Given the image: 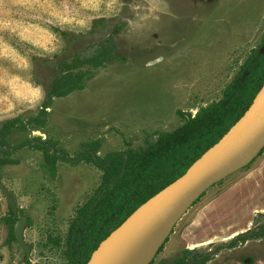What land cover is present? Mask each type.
I'll return each instance as SVG.
<instances>
[{"label":"rangeland","instance_id":"374dc122","mask_svg":"<svg viewBox=\"0 0 264 264\" xmlns=\"http://www.w3.org/2000/svg\"><path fill=\"white\" fill-rule=\"evenodd\" d=\"M263 35L264 0H0V124L37 113L57 62L88 57L100 43L114 57L98 67L79 66L89 73L82 89L52 98L42 127L13 129L7 136L16 163L0 167V182L28 220L23 238L30 251L26 263L16 241L5 242L1 217L7 203L0 192V264H66L68 224L100 182L101 169L83 153L96 160L107 152L144 150L159 133L221 98L245 72L244 61L263 51ZM25 139L62 151L54 174L41 150L16 148ZM263 165L264 147L248 165L207 188L150 264H191L203 257L204 264H264V235L253 236L264 232V205L256 198L264 196L261 188L243 183ZM262 171L256 180L264 178ZM216 199L218 211L226 200L232 211L247 203L245 223L236 212L238 217L226 219L242 223L239 233L188 247V227Z\"/></svg>","mask_w":264,"mask_h":264},{"label":"trees","instance_id":"16d2710c","mask_svg":"<svg viewBox=\"0 0 264 264\" xmlns=\"http://www.w3.org/2000/svg\"><path fill=\"white\" fill-rule=\"evenodd\" d=\"M62 35L66 36L67 33L62 32ZM262 42L263 51H253L250 58L244 61L242 68L245 72L240 78L232 79L227 84L221 98L199 108L193 116H188L173 130L159 133L155 141L144 150L107 152L96 160L90 152L83 153L86 161L94 162L101 169L100 182L68 224L63 251L66 264H85L91 252L111 230L147 198L180 176L241 116L264 83V35ZM110 53V47L100 43L88 57L79 59L75 56L54 65L53 76L45 88L44 98L37 113L25 121L16 116L7 118L0 124V167L16 163L8 152L11 148L8 147L7 136L12 130L25 129L27 126L35 129L42 127L46 108L52 98L63 97L73 90L83 88L84 79L89 73L88 70L83 71L78 67L82 64L101 66L114 58ZM24 145L41 150L44 163L50 173L54 174L55 161L63 157L59 155L62 151L56 154L49 151L52 145L30 144L27 139L19 142L16 148ZM16 215H21L19 209L14 214L7 205V215L1 217L7 227L6 243L14 240L12 226L17 219ZM260 234L264 235V232L260 231L253 236ZM237 236L240 237V234ZM233 242L229 243L230 246ZM205 259L206 257H203L191 264H204ZM23 260L28 262L24 255ZM178 264H181V261Z\"/></svg>","mask_w":264,"mask_h":264},{"label":"water","instance_id":"95a60500","mask_svg":"<svg viewBox=\"0 0 264 264\" xmlns=\"http://www.w3.org/2000/svg\"><path fill=\"white\" fill-rule=\"evenodd\" d=\"M263 91L264 83L226 132L180 176L147 198L111 230L91 252L85 264H112L148 240L160 237L155 254L178 219L207 188L248 165L264 147ZM0 192L10 210L17 213L13 195L1 182ZM25 223L26 217L19 215L13 223L12 233L27 257L30 249L23 238Z\"/></svg>","mask_w":264,"mask_h":264},{"label":"crops","instance_id":"0c3cea01","mask_svg":"<svg viewBox=\"0 0 264 264\" xmlns=\"http://www.w3.org/2000/svg\"><path fill=\"white\" fill-rule=\"evenodd\" d=\"M261 167V169H255V170H253L252 171V173L251 174H247L244 178H246V180H244L243 181V183H245V185L246 186H249V187H251L252 188V186L253 185H255L256 186V190L258 191L260 188H261V191H262V194H263V196H264V178H262L261 180H256V178L258 177V176H260V174L263 172L262 171V168H264V165L263 166H260ZM239 185H240V183H239ZM237 188V186L236 187H233V188H230V189H227L226 191H225V195L228 193V194H232L233 193V190H237L236 189ZM246 195V194H245ZM240 197H242V196H240ZM231 198V197H230ZM230 198H229V200H230ZM257 198V200H259L260 198H261V201H262V203L260 204V206H263L264 205V198H262L261 197V195L260 196H257L256 197ZM229 200L227 201L226 200V202H225V204L224 205H226V203H228L229 202ZM217 201H218V199H216L215 201H214V203H213V205L211 206V209L210 210H208L207 208H206V211H204L203 213L204 214H202V215H199L195 220H194V225L195 226H193V227H188V233H189V236L190 235H192V236H190L189 238H188V240H187V243H188V247H192L190 244H194V243H196V242H198V243H196L198 246H202L203 244H204V242L202 243V242H200L199 243V241L201 240V239H203L204 238V241H205V243L206 244H204V245H207V244H210V243H213V242H217L218 240H220V238L221 239H229V238H232V235H235V234H237V233H239L238 231L241 229V228H237V227H235V225L237 224L236 222H234V221H231V220H227L226 221V218L227 217H230V214H231V216L234 214V212L236 213L238 210H239V208L242 210L241 212H240V210H239V217H241L242 215H243V210L246 208V205H247V203H245L244 205H240L238 208H236V209H234L233 211H231L228 207L229 206H222V210H216V209H218V206L216 205V203H217ZM226 207H227V211H226ZM230 212H229V211ZM223 213H222V212ZM226 211V212H225ZM228 214V215H225V214ZM216 218H218V220H216ZM242 219L243 220H241V218H240V220L242 221V223H243V221H245L244 220V218L242 217ZM201 220V221H200ZM230 222V223H229ZM245 223V222H244ZM221 225L223 226V227H221ZM238 225V227H241V225H239V223L237 224ZM236 225V226H237ZM233 226V227H232ZM200 227H205V229H201ZM197 229V230H196ZM191 230H193V231H191ZM223 230L225 231V233L223 232ZM228 231V232H227ZM233 231V232H232ZM203 233V235L204 236H201V235H199V233ZM242 232V231H241ZM197 233H198V235H197ZM205 233V234H204ZM219 233H222V235H224L223 237H222V235H221V237H218V234ZM184 235H186L185 233H184ZM194 235H197L196 236V239L194 240V239H191V241H190V238L191 237H193ZM205 235L208 237V238H205ZM199 236V237H198ZM215 236H217L218 238L216 239V238H214ZM231 236V237H230ZM214 240V241H213ZM203 241V240H202ZM196 244L194 245V246H196ZM201 244V245H200Z\"/></svg>","mask_w":264,"mask_h":264},{"label":"bare ground","instance_id":"6f19581e","mask_svg":"<svg viewBox=\"0 0 264 264\" xmlns=\"http://www.w3.org/2000/svg\"><path fill=\"white\" fill-rule=\"evenodd\" d=\"M263 96H264V91H263ZM35 134H40V132H35ZM254 193V192H253ZM254 196H256V195H254ZM258 196V195H257ZM219 198V197H218ZM250 198H252V197H250ZM256 201V200H255ZM258 202V201H257ZM257 205V204H256ZM230 207V206H229ZM239 207V206H238ZM248 208V207H247ZM246 208V209H247ZM220 209V208H219ZM254 209V208H253ZM239 210H240V212L242 211L240 208H239ZM239 210L237 211L238 213H239ZM226 211H227V207H226ZM225 211V212H226ZM229 211V210H228ZM232 211V210H231ZM247 211V210H246ZM222 212V211H221ZM230 212V211H229ZM248 212V211H247ZM246 212V214L245 215H247L248 213ZM223 213V212H222ZM238 213H236V216L238 217V215H240V214H238ZM242 213V212H241ZM244 213V212H243ZM229 214V213H228ZM227 213L225 214V215H228ZM234 214H235V212H234ZM233 214V215H234ZM238 214V215H237ZM244 215V214H243ZM251 215V214H250ZM230 216H231V214H230ZM235 216V215H234ZM248 216V215H247ZM246 217V216H245ZM250 217L251 216H249V218L248 219H250ZM228 218V217H227ZM233 218V217H232ZM239 218H241V220H243L242 219V217H238V219H236V220H239ZM244 218V217H243ZM229 220V219H228ZM233 220V219H232ZM240 220V221H241ZM201 221V220H200ZM226 221H227V219H226ZM245 222V221H244ZM246 222H248L249 223V220L248 221H246ZM230 223V222H229ZM236 223H237V221H236ZM238 224V223H237ZM236 224V225H237ZM241 224V226H242V223H240ZM235 225V227H237V228H241V227H238V225L236 226ZM233 227V226H232ZM197 230V229H196ZM191 231H193V230H191ZM185 232V231H184ZM228 232V231H227ZM233 232V231H232ZM190 233V232H189ZM202 234V235H201ZM205 234V233H204ZM187 235V234H186ZM197 235H198V233H197ZM196 235V236H197ZM199 235H201V236H204L203 235V233H199ZM221 235H222V233H219L218 234V237H221ZM190 236H192V235H190ZM224 235H222V237H223ZM232 236H234V235H232ZM189 237V236H188ZM194 237H195V235H194ZM199 237V236H198ZM217 236H215L214 238H218ZM231 237V236H230ZM205 238H208L206 235H205ZM191 239L192 238H190V241H191ZM159 240H160V237H154V238H152V239H150V240H148L146 243H144L142 246H140L137 250H135V251H133V252H131V253H129V254H127V255H123V256H121V257H119L116 261H114L112 264H142V263H145L146 261H148L149 259H152L153 258V256H154V250H155V248H156V246H157V244H158V242H159ZM203 240V241H202ZM220 240H224V239H221L220 238ZM189 241V240H188ZM214 241V240H213ZM219 241V240H218ZM200 242H204V244H206L205 243V241H204V238L203 239H201L200 241H199V243ZM196 243H198V242H196ZM196 243H194V244H190L191 246H194ZM203 244V245H204ZM197 245V244H196ZM201 245V244H200ZM198 246V245H197ZM193 249V248H192Z\"/></svg>","mask_w":264,"mask_h":264},{"label":"flooded vegetation","instance_id":"af4514ba","mask_svg":"<svg viewBox=\"0 0 264 264\" xmlns=\"http://www.w3.org/2000/svg\"><path fill=\"white\" fill-rule=\"evenodd\" d=\"M187 249H188V247H187Z\"/></svg>","mask_w":264,"mask_h":264}]
</instances>
